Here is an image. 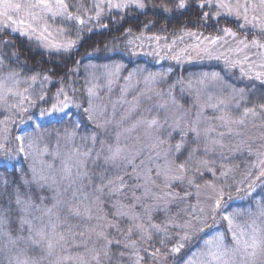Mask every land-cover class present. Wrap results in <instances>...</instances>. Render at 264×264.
I'll list each match as a JSON object with an SVG mask.
<instances>
[{"label":"clouds","instance_id":"obj_1","mask_svg":"<svg viewBox=\"0 0 264 264\" xmlns=\"http://www.w3.org/2000/svg\"><path fill=\"white\" fill-rule=\"evenodd\" d=\"M116 2L0 0V264H264V0Z\"/></svg>","mask_w":264,"mask_h":264},{"label":"snow or ice","instance_id":"obj_2","mask_svg":"<svg viewBox=\"0 0 264 264\" xmlns=\"http://www.w3.org/2000/svg\"><path fill=\"white\" fill-rule=\"evenodd\" d=\"M116 7H119V0H117L116 2Z\"/></svg>","mask_w":264,"mask_h":264},{"label":"rangeland","instance_id":"obj_3","mask_svg":"<svg viewBox=\"0 0 264 264\" xmlns=\"http://www.w3.org/2000/svg\"><path fill=\"white\" fill-rule=\"evenodd\" d=\"M114 11H118V10H114Z\"/></svg>","mask_w":264,"mask_h":264},{"label":"trees","instance_id":"obj_4","mask_svg":"<svg viewBox=\"0 0 264 264\" xmlns=\"http://www.w3.org/2000/svg\"><path fill=\"white\" fill-rule=\"evenodd\" d=\"M125 11H127V10H125Z\"/></svg>","mask_w":264,"mask_h":264}]
</instances>
